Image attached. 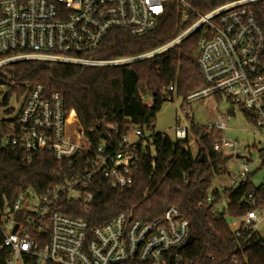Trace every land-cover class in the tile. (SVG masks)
<instances>
[{
	"label": "built area",
	"instance_id": "2783aa9c",
	"mask_svg": "<svg viewBox=\"0 0 264 264\" xmlns=\"http://www.w3.org/2000/svg\"><path fill=\"white\" fill-rule=\"evenodd\" d=\"M173 3L182 8L184 21L193 23L170 43L132 58L91 57L113 31L140 37L155 30ZM256 3L264 6V0H236L200 14L186 0H0V68L22 61L125 65L162 54L202 29L197 52L205 87L189 95V103L210 95L225 97L251 117L256 133L264 135V31L249 10ZM14 110L4 117L13 122L2 144L17 149L26 164L31 165L41 150L57 161L85 152V146L65 132L64 102L58 93L37 85ZM227 127V117L222 116L209 130L222 133ZM132 134L135 142L129 136L114 145L104 141L86 157L83 170L62 185L43 193L22 189L13 199L0 191V264H194L181 254L190 234L175 207L151 222L121 213L95 228L58 209L66 200L88 213L93 184L120 189L132 185L142 160L156 157L151 131L140 127ZM188 135V128L177 123L176 140ZM214 151L238 157L236 142L223 137ZM240 170L239 178L216 189L236 188L246 181L248 165ZM248 198L254 201L253 194ZM226 220L237 238L258 233L264 229V205Z\"/></svg>",
	"mask_w": 264,
	"mask_h": 264
},
{
	"label": "trees",
	"instance_id": "16d2710c",
	"mask_svg": "<svg viewBox=\"0 0 264 264\" xmlns=\"http://www.w3.org/2000/svg\"><path fill=\"white\" fill-rule=\"evenodd\" d=\"M186 1L205 14L236 0ZM249 10L264 31V6L256 3ZM192 23L184 21L182 8L173 3L155 30L140 37L125 30L113 31L91 57L116 60L143 55L170 43ZM201 36L202 29L162 54L119 66L22 61L0 68V112L4 117L15 112L9 105L13 97L21 101L31 88L41 85L61 96L65 132L85 146L82 155L65 161H57L47 150H41L28 165L17 149L3 146L2 138L13 120L0 117L1 193L13 199L22 189L43 193L62 185L83 170L86 157L104 141L117 144L135 128L145 127L152 132L156 157L142 160L132 185L120 189L93 184L90 190L94 201L88 213L66 200L58 209L95 228L121 213L132 220L151 222L175 207L195 240L181 251L186 260L194 264H264V239L255 232L237 238L226 220V216L238 218L264 205V183L254 186L249 175L236 188L216 189V181L229 175L227 167L232 159L214 151V144L223 137L221 132L192 125L198 145L195 155L189 135L185 140L172 141L155 131L157 114L174 94L185 100L205 87L197 52ZM147 96L152 100L150 105L144 103ZM244 115L251 123V117ZM261 157L264 165V150ZM250 194L254 201L249 200Z\"/></svg>",
	"mask_w": 264,
	"mask_h": 264
},
{
	"label": "rangeland",
	"instance_id": "374dc122",
	"mask_svg": "<svg viewBox=\"0 0 264 264\" xmlns=\"http://www.w3.org/2000/svg\"><path fill=\"white\" fill-rule=\"evenodd\" d=\"M151 101L150 97H144L146 105H150ZM9 105L12 108H18L20 101L13 97ZM232 110L235 112V116L231 115ZM222 116H226L228 121V127L222 132V136L231 142H236L239 156V158L234 157L229 161L227 167L229 175L225 179L230 182L234 178H239L241 166L248 165V175H250L251 181L254 186H260L264 183V165L261 157V151L264 150V135L256 133L245 118L243 110L231 104L227 98L210 95L189 103L188 97L183 100L174 94L173 100H168L157 114L155 131L166 135L172 141H177L175 137L176 124L179 123L181 127L188 128L189 146L192 152L197 155L198 145L192 125L211 129ZM0 117L4 118L2 111ZM136 140L134 134L129 136L130 142ZM225 182L222 181L221 184ZM263 227L264 225L261 226V228Z\"/></svg>",
	"mask_w": 264,
	"mask_h": 264
},
{
	"label": "water",
	"instance_id": "95a60500",
	"mask_svg": "<svg viewBox=\"0 0 264 264\" xmlns=\"http://www.w3.org/2000/svg\"><path fill=\"white\" fill-rule=\"evenodd\" d=\"M231 115L235 116V112L233 110L231 111ZM237 158H239V156ZM201 161H203V156L201 158ZM258 234H259L260 238L264 239V229L260 230L258 232ZM194 241H195L194 238L192 236H189L187 242L184 245V248H187V247L191 246L194 243Z\"/></svg>",
	"mask_w": 264,
	"mask_h": 264
},
{
	"label": "crops",
	"instance_id": "0c3cea01",
	"mask_svg": "<svg viewBox=\"0 0 264 264\" xmlns=\"http://www.w3.org/2000/svg\"><path fill=\"white\" fill-rule=\"evenodd\" d=\"M227 182V180L225 179V178H219L217 181H216V186H218L219 184H221V182L223 181V182H225V181ZM225 182V183H226Z\"/></svg>",
	"mask_w": 264,
	"mask_h": 264
}]
</instances>
